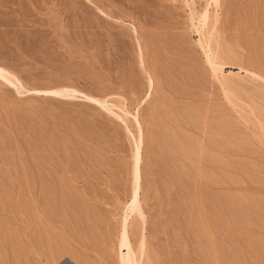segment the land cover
Masks as SVG:
<instances>
[{
	"label": "rangeland",
	"instance_id": "374dc122",
	"mask_svg": "<svg viewBox=\"0 0 264 264\" xmlns=\"http://www.w3.org/2000/svg\"><path fill=\"white\" fill-rule=\"evenodd\" d=\"M0 71V264H264V0H1Z\"/></svg>",
	"mask_w": 264,
	"mask_h": 264
},
{
	"label": "bare ground",
	"instance_id": "6f19581e",
	"mask_svg": "<svg viewBox=\"0 0 264 264\" xmlns=\"http://www.w3.org/2000/svg\"><path fill=\"white\" fill-rule=\"evenodd\" d=\"M1 1V0H0ZM91 1V0H90ZM108 1V0H107ZM3 2V1H2ZM5 3V2H4ZM5 5V4H4ZM12 5V4H11ZM232 6V5H231ZM263 6V5H262ZM77 8V7H76ZM94 8V7H93ZM102 8V7H101ZM84 9V8H83ZM105 9V8H104ZM22 10V9H21ZM70 10H72V9H70ZM92 10V9H91ZM100 10H103V9H100ZM99 10V11H100ZM106 10V9H105ZM73 11V10H72ZM104 11V10H103ZM243 11V10H242ZM102 12V11H101ZM104 12H106V11H104ZM103 12V13H104ZM240 13V12H239ZM90 14V13H89ZM110 14V13H109ZM85 15V14H84ZM83 15V16H84ZM112 15V14H111ZM246 15V14H245ZM12 16V15H11ZM82 16V15H81ZM253 16H254V14H253ZM3 17V16H2ZM101 17V16H100ZM103 18V17H102ZM104 19V18H103ZM254 21V20H253ZM95 22V21H94ZM238 23V22H237ZM236 23V24H237ZM20 24V23H19ZM75 24V23H74ZM102 24V23H101ZM118 25V24H117ZM85 26V25H84ZM17 28V27H16ZM19 34V33H18ZM29 34V33H28ZM39 34V33H38ZM115 35V34H114ZM121 35V34H120ZM141 36V35H140ZM148 36V35H147ZM166 36V35H165ZM158 37V36H157ZM156 38V37H155ZM205 39V38H204ZM35 40V39H34ZM37 41V40H36ZM146 41V40H145ZM33 42V41H32ZM119 42V41H118ZM216 42V41H215ZM257 42V41H256ZM35 43V42H34ZM148 43V42H147ZM16 45V44H15ZM9 46V45H8ZM25 46V45H24ZM41 46V45H40ZM144 47V46H143ZM113 48V47H112ZM40 49V48H39ZM9 50V49H8ZM28 50V49H27ZM41 50V49H40ZM154 50V49H153ZM4 51V50H3ZM13 52V51H12ZM34 52V51H33ZM10 53V52H9ZM45 54V53H44ZM45 56V55H44ZM9 58V57H8ZM12 58V57H11ZM168 58V57H167ZM163 59V58H162ZM25 60V59H24ZM155 60V59H154ZM5 62V61H4ZM50 63V62H49ZM51 64H52V62H51ZM23 65V64H22ZM42 65V64H41ZM36 66V65H35ZM155 66V65H154ZM34 67V66H33ZM55 68V67H54ZM170 68V67H169ZM20 70V69H19ZM68 70V69H67ZM133 70V69H132ZM23 71V70H22ZM66 71V70H65ZM80 71H82V70H80ZM1 72V71H0ZM32 73V72H31ZM3 74V73H2ZM175 75V74H174ZM189 75V74H188ZM3 76V75H2ZM47 76V75H46ZM65 76V75H64ZM63 76V77H64ZM4 77V76H3ZM19 77V76H18ZM6 78V77H5ZM84 78V77H83ZM9 79V78H8ZM6 80V79H5ZM22 80V79H21ZM20 80V81H21ZM80 80V79H79ZM85 80V79H84ZM83 80V81H84ZM11 82H12V80H10ZM182 81V80H181ZM78 82V81H77ZM34 83V82H33ZM171 83V82H170ZM182 83V82H181ZM225 83V82H224ZM47 85V84H46ZM32 86V85H31ZM57 86V85H56ZM150 86H151V84H150ZM37 87V86H36ZM18 88V87H17ZM61 88V87H60ZM59 87H58V89L57 90H50V93H53L54 95L56 94V95H65V96H72V95H75V94H73L76 90L74 89V90H71V89H67V90H65V89H60ZM171 88V87H170ZM162 89V88H161ZM28 90H29V88H28ZM32 90H34V89H32ZM160 92H161V90H159ZM18 92H20V91H18ZM22 92V91H21ZM79 92V91H78ZM162 93V92H161ZM156 95V94H155ZM159 96V95H158ZM85 97H88V98H91L92 99V97L91 96H89V95H87V96H85ZM93 99H95V98H93ZM155 99V98H154ZM158 99V98H157ZM156 99V100H157ZM161 99V98H160ZM97 99H95V101H96ZM104 100V99H103ZM155 100V101H156ZM99 100H97V102H98ZM163 102V104L165 103L164 101H162ZM186 102V101H185ZM157 103V102H156ZM102 104V103H101ZM158 104H159V102H158ZM163 105H161V107H162ZM155 107V106H154ZM156 107H157V105H156ZM199 107V106H198ZM174 108V107H173ZM27 109V108H26ZM38 110V109H37ZM157 110H158V108H157ZM171 110V109H170ZM198 110H199V108H198ZM210 110V109H209ZM156 112V111H155ZM162 112V111H161ZM161 112H159V113H161ZM164 112H166V111H164ZM210 113V112H209ZM154 115H155V113H153ZM167 114V113H166ZM28 115V114H27ZM157 115H158V113H157ZM157 115H155V117L157 116ZM161 115V114H160ZM175 115V114H174ZM185 116V115H184ZM200 116V115H199ZM210 116V115H209ZM56 117V116H55ZM159 117V115L156 117V118H158ZM161 117H163V114L161 115ZM17 119V118H16ZM198 119V118H197ZM41 120V119H40ZM196 120V119H195ZM199 120V119H198ZM203 120V119H202ZM205 120V119H204ZM211 120V119H210ZM9 121V120H8ZM157 121V120H156ZM206 121V120H205ZM204 121V122H205ZM84 122V121H83ZM86 122V121H85ZM151 122V121H150ZM160 122V121H159ZM204 122L202 123V122H200V123H202V124H204ZM207 122V121H206ZM217 122V121H216ZM154 123V122H153ZM158 123V122H157ZM184 123V122H183ZM185 123H187V122H185ZM75 124V123H74ZM199 124V123H198ZM40 125V124H39ZM64 125V124H63ZM70 125V124H69ZM104 125V124H103ZM187 125V124H186ZM210 125V124H209ZM204 126V125H203ZM164 127V126H163ZM207 127V126H206ZM205 127V128H206ZM231 127V126H230ZM32 128V127H31ZM74 128V127H73ZM77 128V127H76ZM209 128V127H208ZM213 128V127H212ZM92 129V128H91ZM105 129V128H104ZM28 130V129H27ZM90 130V129H89ZM103 130V129H102ZM216 130V129H215ZM228 130V129H227ZM77 131V130H76ZM83 131V130H82ZM96 133H98L97 131H95ZM179 132H180V130H179ZM44 133V132H43ZM42 133V134H43ZM83 133V132H82ZM87 133V132H86ZM177 133V132H176ZM220 133V132H219ZM72 134V133H71ZM212 134V133H211ZM61 135V134H60ZM186 135V134H185ZM191 135V134H190ZM40 136V135H39ZM59 136V135H58ZM86 136V135H85ZM176 136V135H175ZM199 136H200V134H199ZM237 136V135H236ZM32 137V136H31ZM87 137V136H86ZM180 137V136H179ZM183 137V136H182ZM47 138V137H46ZM181 138V137H180ZM216 138V137H215ZM236 138V137H235ZM33 139V138H32ZM182 139V138H181ZM187 139V138H186ZM54 140V139H53ZM185 140V139H184ZM211 140V139H210ZM182 141V140H181ZM72 142V141H71ZM183 142V141H182ZM186 142V141H185ZM193 142V141H192ZM196 142V141H195ZM67 143V142H66ZM149 143V142H148ZM168 143V142H167ZM202 143V142H201ZM156 144V143H155ZM179 144V143H178ZM193 144H194V142H193ZM243 144V143H242ZM33 145H34V143H33ZM57 145V144H56ZM181 145V144H180ZM196 145H198V141H197V144ZM199 145H200V143H199ZM204 145V144H203ZM213 145V144H212ZM2 146H3V144H2ZM35 146V145H34ZM163 146V145H162ZM205 146V145H204ZM203 146V147H204ZM4 147H5V145H4ZM38 147V146H37ZM167 147V146H166ZM175 147V146H174ZM183 147V146H182ZM202 147V145H200V147H198V149L196 150V151H200L201 149H199V148H201ZM206 147V146H205ZM204 147V148H205ZM227 147V146H226ZM28 148V147H27ZM179 148H181V147H179ZM204 148H202V149H204ZM41 149V148H40ZM178 149V148H177ZM241 149V148H240ZM155 150V149H154ZM179 150V149H178ZM187 149H185V151H186ZM220 150V149H219ZM243 150V149H242ZM39 151V150H38ZM165 151V150H164ZM198 151V152H199ZM203 151H205V150H202V152ZM233 151V150H232ZM179 152H181V151H179ZM197 152V153H198ZM37 153V152H36ZM40 153V152H39ZM78 153V152H77ZM241 153V152H240ZM22 154V153H21ZM188 154H190V153H188ZM192 154V153H191ZM199 154H201L202 155V153L201 152H199ZM204 154V153H203ZM75 155V154H74ZM104 155V154H103ZM196 155V154H195ZM41 156V155H40ZM65 156V155H64ZM167 156V155H166ZM204 155H202V157H203ZM216 156V155H215ZM221 156V155H220ZM47 157V156H46ZM58 157V156H57ZM213 157V156H212ZM91 158V157H90ZM95 158V157H94ZM169 158V157H168ZM68 159V158H67ZM70 159H72V158H70ZM226 159V158H225ZM61 160V159H60ZM96 160V159H95ZM58 161V160H57ZM68 161V160H67ZM176 161V160H175ZM193 161V160H192ZM195 161V160H194ZM220 162V161H219ZM38 163V162H37ZM216 163V162H215ZM78 164V163H77ZM90 164V163H89ZM163 164V163H162ZM176 164V163H175ZM201 164V163H200ZM61 165V164H60ZM185 165V164H184ZM193 166V165H192ZM178 167V166H177ZM203 167H201L200 169H202ZM171 169V168H170ZM39 170V169H38ZM172 171V170H171ZM175 171V170H174ZM197 171H198V173H199V169H197ZM208 171V170H207ZM225 172V171H224ZM40 173V172H39ZM44 173V172H43ZM175 173V172H174ZM205 174V173H204ZM159 175V174H158ZM191 176V175H190ZM202 176V175H201ZM87 177V176H86ZM160 177V176H159ZM214 177V176H213ZM41 178H42V176H41ZM67 178V177H66ZM60 179V178H59ZM35 180V179H34ZM203 180V179H202ZM33 181V180H32ZM45 182V181H44ZM50 182V181H49ZM210 182V181H209ZM64 183V182H63ZM177 184V183H176ZM161 185V184H160ZM175 185V184H174ZM195 186V185H194ZM45 187V186H44ZM167 187V186H166ZM200 187V186H199ZM208 188V187H207ZM43 189V188H42ZM174 189V188H173ZM200 189H201V187H200ZM54 190V189H53ZM64 190V189H63ZM189 189H187V191H188ZM199 191V188L198 189H196V191H195V193H197L198 191ZM211 190H213V189H211ZM156 191V190H155ZM208 191V190H207ZM77 192V191H76ZM45 193V192H44ZM207 193V192H206ZM61 194H63V193H61ZM194 194V193H193ZM197 194H199V195H197ZM196 194V196H195V194H194V196H195V201H201L200 200V198L201 197H199L201 194L198 192ZM212 196V195H211ZM197 197V198H196ZM208 198V197H207ZM190 199H191V197H190ZM210 199V198H209ZM258 199V198H257ZM221 200V199H220ZM219 201V200H218ZM198 203V202H197ZM202 203V202H201ZM67 205H69V204H67ZM174 205V204H173ZM211 205V204H210ZM234 205V204H233ZM63 206V205H62ZM201 206V205H200ZM205 207V206H204ZM226 207V206H225ZM186 209V208H185ZM189 209V208H188ZM194 209V208H193ZM200 209H202V208H200ZM208 209V208H207ZM174 211V210H173ZM184 211V210H183ZM196 211V210H195ZM207 212V211H206ZM198 213V212H197ZM232 213V212H231ZM199 214H200V216L201 215H203L204 214V210L202 211V212H199ZM250 214V213H249ZM197 217H198V215L197 214H195ZM203 217H205V216H203ZM199 218V217H198ZM201 218H202V216H201ZM201 218H199V220L201 219ZM85 219V218H84ZM187 219V218H186ZM201 220H203V219H201ZM200 220V221H201ZM194 221H196V220H194ZM203 222V221H202ZM202 222H200V223H202ZM210 223V222H209ZM225 223V222H224ZM204 224H206V223H204ZM205 226V225H204ZM234 226V225H233ZM202 227H203V224H202ZM83 228V227H82ZM201 228V227H200ZM204 228V227H203ZM205 228H207V229H210V228H208V227H206L205 226ZM201 232V231H200ZM212 231L210 230V231H208V230H206V231H202V233H203V235H205V238H208L207 240H209V242H211L212 243V245H210V247H209V254H210V256H211V258L213 259V262L215 263V264H217V261H218V255L216 256V253H215V247H217V246H215L214 247V237H212V233H211ZM78 234V233H77ZM197 235V234H196ZM55 236V235H54ZM190 236V235H189ZM188 236V237H189ZM214 236V235H213ZM179 238V237H178ZM192 239V238H191ZM124 240V239H123ZM206 240V241H207ZM208 242V241H207ZM208 242V243H209ZM238 242V241H237ZM182 243V242H181ZM210 243V244H211ZM71 244V243H70ZM128 244V242H127V237H125V241L123 242V245H127ZM229 245V244H228ZM65 246V245H64ZM52 247V246H51ZM242 248V247H241ZM199 252V251H198ZM69 253V252H68ZM78 255V254H77ZM223 255V254H222ZM8 256V255H7ZM133 258H134V256L132 257V255H130V254H127L125 257H124V260H125V263L126 264H135L134 263V260H133ZM152 258V257H151ZM218 258V259H217ZM205 259V258H204ZM226 259V258H225ZM223 261V260H222ZM219 262V261H218ZM2 264V263H1Z\"/></svg>",
	"mask_w": 264,
	"mask_h": 264
}]
</instances>
